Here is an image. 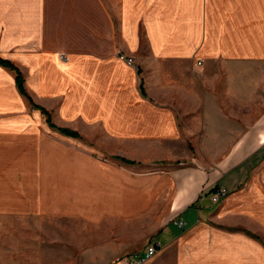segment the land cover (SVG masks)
<instances>
[{
    "label": "crops",
    "instance_id": "0c3cea01",
    "mask_svg": "<svg viewBox=\"0 0 264 264\" xmlns=\"http://www.w3.org/2000/svg\"><path fill=\"white\" fill-rule=\"evenodd\" d=\"M116 5L113 20L101 0H0V57L26 92L133 161L42 137L45 116L0 65V228L90 218L108 222L119 257L158 242L143 264H264V110L240 87L246 54L264 50V0Z\"/></svg>",
    "mask_w": 264,
    "mask_h": 264
},
{
    "label": "rangeland",
    "instance_id": "374dc122",
    "mask_svg": "<svg viewBox=\"0 0 264 264\" xmlns=\"http://www.w3.org/2000/svg\"><path fill=\"white\" fill-rule=\"evenodd\" d=\"M101 1L108 14H110L111 18L114 20L117 0ZM253 26L254 21H248L247 36H249V31H252ZM261 44L264 47L263 39L261 40ZM253 53L254 56H252V53L250 52L246 54L247 64L244 69H241L242 73L245 71V74L243 73L242 75L241 73V75H245L246 79H242L240 87L241 90H244L247 93L248 97H252L251 99H248V107H251L250 104L252 103V108L255 109L260 107L264 110V50H259ZM243 84L245 85L243 86ZM27 93L30 95L32 103L36 106H33L28 99L24 100L26 106L30 109H38L40 113L45 116L47 123V115L41 110L44 109L49 114V119L53 124V126H50L47 123L46 128L40 133L42 137L45 135H51L50 132H54L55 135H57L54 139L59 141L61 140L60 134H63L60 131L61 129L66 128L75 131L77 136L69 137L73 138L76 142H79V140L86 142V155H88V157H93L95 160L103 163L111 161L110 158L112 156L110 153H107V150L112 149H100L95 146L96 135L99 138L101 137L100 133L95 132L94 124L85 123L78 118L77 115L68 114L65 117L57 116L56 113H52V110L48 107L42 105L41 102L47 100L42 98L35 99L28 91ZM62 105H64V101L59 105V108L62 109ZM73 108L78 109V107ZM61 119L64 123L60 121ZM25 150L26 148L23 149V152ZM101 150H103V152ZM120 162L121 161L116 160V163ZM9 165L13 166L12 164ZM38 220L39 221L32 222L34 224L33 226L22 228H0V264L123 263V258L142 252L145 249L126 253L120 257L116 255V253H114L115 245L113 243L114 237L112 236V229L108 226V222L103 220L88 218L85 227H79L78 225L72 226L71 224H73V222L68 220H56L54 219V216L46 217L44 215L38 217Z\"/></svg>",
    "mask_w": 264,
    "mask_h": 264
},
{
    "label": "built area",
    "instance_id": "2783aa9c",
    "mask_svg": "<svg viewBox=\"0 0 264 264\" xmlns=\"http://www.w3.org/2000/svg\"><path fill=\"white\" fill-rule=\"evenodd\" d=\"M61 59H65L64 54H60ZM129 65H133L134 60L132 57L120 56ZM227 194V190L222 187H217L212 196L211 200L217 202L220 198ZM183 222H178V226L182 227ZM160 249V244L158 242L148 244L142 252L135 253L129 257L123 258V263H113V264H143L145 261L150 259L158 250Z\"/></svg>",
    "mask_w": 264,
    "mask_h": 264
},
{
    "label": "trees",
    "instance_id": "16d2710c",
    "mask_svg": "<svg viewBox=\"0 0 264 264\" xmlns=\"http://www.w3.org/2000/svg\"><path fill=\"white\" fill-rule=\"evenodd\" d=\"M0 65L4 66V67H6V68H8L14 72V74H15V85H16L18 92L22 96H24L26 99H28V101H30L32 103L31 97L26 92V89L24 87V79H23L21 71L12 62H10L9 60L3 59L2 57H0ZM32 104H33V106H36L34 103H32ZM41 110L43 113H45L47 115V123L50 126H53V124L51 123V121L49 119V114L44 109H41ZM60 131L63 134L68 135V136H77V133L75 131H72V130H69L66 128H63ZM113 158L119 159V160L127 162V163H132V161L123 159L121 157H113Z\"/></svg>",
    "mask_w": 264,
    "mask_h": 264
}]
</instances>
